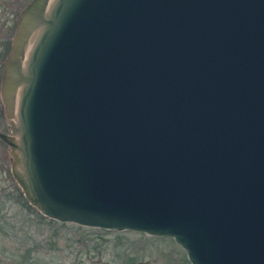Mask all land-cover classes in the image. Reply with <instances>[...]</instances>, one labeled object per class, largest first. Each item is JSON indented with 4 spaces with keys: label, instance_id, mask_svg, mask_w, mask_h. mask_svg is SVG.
Listing matches in <instances>:
<instances>
[{
    "label": "water",
    "instance_id": "95a60500",
    "mask_svg": "<svg viewBox=\"0 0 264 264\" xmlns=\"http://www.w3.org/2000/svg\"><path fill=\"white\" fill-rule=\"evenodd\" d=\"M4 69L43 216L264 264V0H33Z\"/></svg>",
    "mask_w": 264,
    "mask_h": 264
},
{
    "label": "rangeland",
    "instance_id": "374dc122",
    "mask_svg": "<svg viewBox=\"0 0 264 264\" xmlns=\"http://www.w3.org/2000/svg\"><path fill=\"white\" fill-rule=\"evenodd\" d=\"M31 1L21 0L22 9ZM17 2L0 0V71L16 33V19L13 21L10 13ZM3 119L0 130L5 132L7 121L5 116ZM11 158L10 148L0 147V264H126L129 260L123 259L124 250L116 247L120 237L127 243L144 244V251L132 255L133 260L164 264L171 254L184 253L171 240L134 233L101 237L97 228L61 223L43 216L29 204L14 179ZM99 259H102L100 263Z\"/></svg>",
    "mask_w": 264,
    "mask_h": 264
},
{
    "label": "flooded vegetation",
    "instance_id": "af4514ba",
    "mask_svg": "<svg viewBox=\"0 0 264 264\" xmlns=\"http://www.w3.org/2000/svg\"><path fill=\"white\" fill-rule=\"evenodd\" d=\"M17 3H18L17 6H14V5L12 6L13 12H12V14L10 13V17L13 18V21L16 19L14 22L15 31L17 30V26H18L22 11L30 4V3H28L22 9L23 4H21V0H18ZM12 45H13V41L11 43V49H12ZM0 56H1V52H0ZM4 62L2 63V69L0 71V128L2 129V126L4 125L3 117L5 116L6 121H7V128L6 129L8 131L4 132V131L0 130V132L9 134V133H11L10 124L8 122V118H7L6 110H5V104L3 102L2 95H1L2 81H3V77H4V73H5ZM4 145L8 146V144L0 137V147L4 149ZM6 161H8V159H6ZM11 161H12V158H11ZM97 229H98L97 235H99L101 237L102 236L104 237V236H107V235H110L113 233H117V234L134 233V234H142V235H145L146 237H149V238L151 237L153 239L171 240L172 244L174 246H177L179 248V250L183 251L184 253L183 254L182 253L181 254H178V253L171 254L170 258L168 256H166V257H168L169 260L164 264H191V262L188 259V255H187L186 251L172 237L151 236V235H148V234L143 233V232H135V231H129V230L117 231V230H109V229H101V228H97ZM125 241L126 240L123 239L122 237L117 238V244L118 245L116 247L117 248L119 247L120 249L124 250V252L122 253V255H125L123 257V259L129 260L126 264H152V262L144 261L141 259L133 260L135 256L131 257L132 255H138V254H140V252L144 251V249H145L144 244L143 245H140V243L133 244V243H127ZM99 248H102V247L99 246ZM98 253H99V249H98ZM100 253H101V251H100ZM101 260L99 259V263L101 262Z\"/></svg>",
    "mask_w": 264,
    "mask_h": 264
}]
</instances>
